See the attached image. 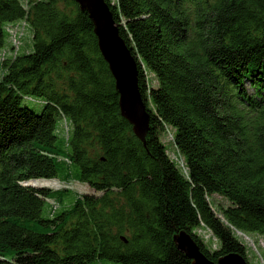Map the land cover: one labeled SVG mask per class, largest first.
Listing matches in <instances>:
<instances>
[{"label": "trees", "instance_id": "trees-1", "mask_svg": "<svg viewBox=\"0 0 264 264\" xmlns=\"http://www.w3.org/2000/svg\"><path fill=\"white\" fill-rule=\"evenodd\" d=\"M104 1L136 63L144 142L86 12L0 0V264H191L181 232L213 263L250 264L238 234L264 237V0ZM21 24L31 48L14 52Z\"/></svg>", "mask_w": 264, "mask_h": 264}, {"label": "water", "instance_id": "water-1", "mask_svg": "<svg viewBox=\"0 0 264 264\" xmlns=\"http://www.w3.org/2000/svg\"><path fill=\"white\" fill-rule=\"evenodd\" d=\"M73 1L80 11L88 14L93 24L99 52L114 79L121 116L132 126L134 135L144 142L149 117L138 89L136 63L119 37L107 4L104 0ZM173 240L191 264H246L242 257L235 254L227 255L216 263L209 261L185 232L179 233Z\"/></svg>", "mask_w": 264, "mask_h": 264}, {"label": "rangeland", "instance_id": "rangeland-1", "mask_svg": "<svg viewBox=\"0 0 264 264\" xmlns=\"http://www.w3.org/2000/svg\"><path fill=\"white\" fill-rule=\"evenodd\" d=\"M8 45V42H7ZM31 34L27 29L23 31V35L19 37L18 49L21 52L29 51L31 48ZM24 104L34 109L35 111H40L42 105L40 99L33 100H24ZM180 162V161H179ZM51 187L49 189L55 190L58 188V181L50 182ZM67 189H69L73 194L83 195V194H94V191L89 188V186L85 183H80L76 181H70L65 185ZM211 202L215 206L217 204H224V200L218 196H212ZM50 203V202H49ZM200 235L204 241V244L210 249H216L218 247V242L212 237L211 233L206 231L205 229L197 230L196 232ZM240 239L245 243L248 248V261L250 264H264V237L258 236L255 234L248 235H240L238 234ZM90 264H118L111 261L106 260H97Z\"/></svg>", "mask_w": 264, "mask_h": 264}, {"label": "bare ground", "instance_id": "bare-ground-1", "mask_svg": "<svg viewBox=\"0 0 264 264\" xmlns=\"http://www.w3.org/2000/svg\"><path fill=\"white\" fill-rule=\"evenodd\" d=\"M10 33H11V43L13 46V50H14V52H16V39H19V37L21 35H23V29H16V27H15L14 29H11ZM26 184L33 186V187H39V188L40 187H47V188L51 187L49 182L46 183V182H40V181H30ZM61 187H62V185L59 184L58 188H61Z\"/></svg>", "mask_w": 264, "mask_h": 264}, {"label": "built area", "instance_id": "built-area-1", "mask_svg": "<svg viewBox=\"0 0 264 264\" xmlns=\"http://www.w3.org/2000/svg\"><path fill=\"white\" fill-rule=\"evenodd\" d=\"M26 26L24 24H21V25L17 26L16 29H23V31H24ZM18 43H19V39H16V51L18 50Z\"/></svg>", "mask_w": 264, "mask_h": 264}]
</instances>
